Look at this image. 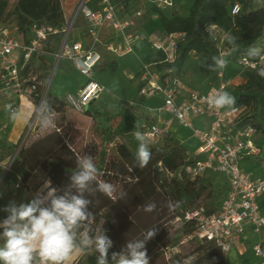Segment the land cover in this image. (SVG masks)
Returning a JSON list of instances; mask_svg holds the SVG:
<instances>
[{"label": "built area", "instance_id": "built-area-1", "mask_svg": "<svg viewBox=\"0 0 264 264\" xmlns=\"http://www.w3.org/2000/svg\"><path fill=\"white\" fill-rule=\"evenodd\" d=\"M89 1L81 0L70 21L66 22L65 18L62 27L34 24L26 33H22L15 22H0V113L9 104L19 111L27 105L31 107L30 121L35 122L36 105L42 100L48 101V97L46 91L42 90L44 79L34 65L39 62V68L45 69L48 57L53 58L54 71L58 70L63 61H68L86 78L79 91L68 93L64 99L68 109L84 115L105 91V87L95 78L96 68L103 61L104 52L123 56L133 51L136 41L146 40L154 51L165 54L164 63L175 62L184 34L143 38L138 33V21L145 16L142 10L135 11L126 20L119 17L120 13L129 14L131 0H98L96 9L89 6ZM259 1L260 7L264 9V0ZM152 4L161 9L174 8V0H153ZM137 6L138 4L135 5ZM241 12L240 4L231 9L232 16ZM81 16L87 22V36L91 39L89 46L71 38ZM108 30L119 32L124 37L123 47L116 46L112 40H104V34ZM207 30L219 42L220 55L228 57L230 51L224 47L228 35L217 26ZM230 64L241 69L257 70L264 66V53L255 59L246 54L237 55L225 69L214 72L215 82L206 92L186 91L183 94V81L173 69L154 71L157 64L148 63L143 67L140 96L146 99L162 97L161 111L171 117L146 125L141 131L146 141L154 145L162 144L169 137L171 122L175 120L180 126L191 130L200 143L196 153H190V158L195 163L184 166L178 176L183 174L196 180L216 172L229 180V189L215 213L208 214L207 209L201 207L188 211L173 221L179 226L192 225L195 230L175 246L161 249L167 262L174 255H181L182 247L190 243L201 246L211 242L226 256L235 243L241 240L245 226H252L256 233L264 229V214L260 207V200L264 197V175L254 178L242 165V160L246 158L258 160L261 157L262 150L255 141L259 131L253 126L239 127L245 114L244 108L216 109L210 104V99L218 92H229L232 87L228 73ZM208 115L212 118L209 128L200 129L194 125L195 119ZM38 125L35 122L33 130ZM28 139H23L24 144ZM254 250L256 257L262 258L264 264V244L257 245Z\"/></svg>", "mask_w": 264, "mask_h": 264}, {"label": "trees", "instance_id": "trees-1", "mask_svg": "<svg viewBox=\"0 0 264 264\" xmlns=\"http://www.w3.org/2000/svg\"><path fill=\"white\" fill-rule=\"evenodd\" d=\"M11 1L0 0V22L2 23H6L2 18ZM236 4L242 6V12L237 16H232L231 9ZM154 12L160 15L163 30L167 35L180 33L185 36L179 43L177 59L174 63H164L166 56L162 52L151 54L145 62L157 64L159 70L173 69L180 79L183 77V68L192 54L200 57L207 67L214 66L212 57L220 55V46L219 42L215 41L213 34L207 30L209 27L217 26L228 35L224 47L230 51L228 54L230 59L227 58L230 63L239 54L247 55V50L250 47L256 46L264 40V9L255 6L254 0H194L189 16L185 18L179 16L168 18L157 7ZM11 14L15 16L16 20L13 22L17 24L22 33H26L34 24L62 27L65 23L60 0H18ZM229 36L236 38L235 45L229 44ZM239 70L246 71V82L236 88L229 89V93L236 98V104L233 107L245 109L239 127L253 126L264 133V78L257 74V70L241 68ZM211 73L213 72L209 71V74ZM213 77L216 79L215 74ZM48 102L54 111L61 114L65 112L66 104L59 99L49 98ZM89 114L90 112L87 113V115ZM111 136L114 135L111 134ZM59 138L60 140H58ZM64 143L61 136L51 134L38 140L35 144L25 147L20 158L13 164L12 170L7 173L4 186L11 188L14 185H19L23 189H28L32 175L43 170L48 173L52 187L63 189L70 183V171L75 168V163L72 160L65 159L67 156L71 157L72 154L70 151H64ZM149 147L152 152V159L146 168L140 169L144 175L141 179L138 178L137 183L126 192L127 195L123 199L114 200L98 192L95 195L87 196L92 200L89 211L94 214L93 227L97 229L103 227L107 230L106 234L114 241L110 254L113 251H121L129 240L138 239L146 234V232L141 231L142 235L136 236L138 233L132 235V231L141 227L131 219L132 217H129L134 226L124 234L123 242L118 241V243L116 239L120 235V231L117 228V222L110 215L111 211L119 206L121 209L124 208L125 212L143 210L144 202L152 196V192L147 188L140 192V184L138 183L147 179L149 184H154V181L149 177H151L152 170L160 164L164 165L174 175L169 182L165 183V191L168 192L173 204L177 201L181 202L179 207L174 208L178 214H175L173 220L183 216L188 211L199 208V203L202 200L212 201L213 196L217 195L214 193V186L209 177L191 180L183 174L178 176L179 171L184 166L194 164L195 160L191 159L189 152L173 138L169 136L162 144L150 145ZM119 148L122 155L125 158L132 157L131 163L135 164L134 154L128 150L126 145L121 144ZM13 150L14 148L10 147L5 138L0 139V152L12 154ZM163 150L166 151V154L163 153ZM2 161L3 159L0 158V163ZM130 197L132 198L129 199ZM217 206L206 207L208 214L215 213ZM125 212L124 217L126 219L127 214ZM150 228L157 229L154 238L146 244L147 254L151 258L155 245L163 240L166 235L163 231H159L157 224L146 226V230ZM194 230L195 227L192 225L179 226L166 247L175 246L184 236L193 233ZM131 236L133 237L131 238ZM118 239L120 240L119 237ZM97 256L98 253H94V257ZM169 264H229V262L213 243L208 242L197 246L188 256L174 255Z\"/></svg>", "mask_w": 264, "mask_h": 264}, {"label": "clouds", "instance_id": "clouds-1", "mask_svg": "<svg viewBox=\"0 0 264 264\" xmlns=\"http://www.w3.org/2000/svg\"><path fill=\"white\" fill-rule=\"evenodd\" d=\"M235 40L229 36L228 42L235 45ZM247 55L259 57L260 49L252 46ZM212 60L214 66H208L211 72H219L229 64L223 54L213 56ZM257 74L264 78V66L257 69ZM210 104L216 109H231L236 98L227 91H220L210 99ZM35 108V122L41 127L54 124V109L47 100H42ZM5 110L12 122L21 119L19 109L13 105H6ZM133 135L138 142L135 167L142 170L152 159V152L141 131L134 130ZM98 175L94 157L79 155L75 168L70 171V183L63 189L52 187L51 181L46 180L30 200L19 203L12 200L0 208L7 214L0 220V264H70L78 252L98 253L96 264H150L146 244L156 235V228L148 229L143 238L129 240L121 251L110 254L114 241L106 234V229L93 227L94 214L89 211L92 200L87 196L98 192L112 198L116 192L113 184L98 180ZM126 195L121 192L119 198ZM2 196L0 192V198ZM180 203L169 201L167 206L173 210ZM155 210V202L144 205L145 212Z\"/></svg>", "mask_w": 264, "mask_h": 264}, {"label": "rangeland", "instance_id": "rangeland-1", "mask_svg": "<svg viewBox=\"0 0 264 264\" xmlns=\"http://www.w3.org/2000/svg\"><path fill=\"white\" fill-rule=\"evenodd\" d=\"M17 1L18 0L11 1L10 6L8 7L6 13L2 18L4 21L12 22L16 20L15 16H13L11 13ZM78 1L79 0H61L63 4L62 9L64 15L66 14L68 19L73 16L74 5ZM193 1L194 0H174V8L159 9L168 18H172L174 16L185 18L190 14L189 11L193 4ZM138 3L139 5L143 4L139 1ZM145 4L151 9L153 8V11L157 7L150 3L148 0ZM255 6L260 7L258 3H255ZM261 50H264V46H262ZM191 57V62L194 63L192 69L196 76H200L203 78L206 76V74H209L208 67L202 62L200 57L197 59L195 58L196 56L192 55ZM227 58L230 59V56H228ZM202 64L203 66H201ZM34 67L44 79L42 90L46 91L48 101L49 98L55 97V95H53V93L51 92V88L53 89V91L62 93L64 92V90H66V88L74 87V79L66 80L60 77V69L58 68L57 71H54V69L52 68V63L49 64L48 67L43 69L39 68V62H36ZM63 69L68 73H72L71 68H69L68 66H64ZM245 72L246 71L244 70H239V68L235 67V65L233 64H230V68L228 71L231 79L234 81H237L238 78L242 79V81H245ZM236 87L237 86L232 85L231 88ZM59 100L63 102L62 98H59ZM109 101H111L110 97L105 99L96 108L89 107L87 109V113L90 111V115L92 114L94 116H97L99 113H104L105 111H114L112 102L111 104H109ZM28 109L29 107L27 105L22 107L20 111L22 120H17L16 122L11 121L6 124L5 127V139L7 140L10 147L14 148V150L12 154H10V152L9 154L0 152V158L3 159V161L0 163V192L3 193L2 198H0V208L5 207L12 200H15L17 203L30 200L44 186L46 180H50L47 172L39 170L35 175H32V180L29 182V187H27L28 189L17 187V185L12 186L11 188H6L4 186V179L7 173L12 170L13 164L20 158L21 153L25 150V147L35 144L36 142H38V140H41L51 134L61 136V139L63 140V142H65L64 151H70V153L72 154L71 157L67 156L65 158L66 160H72V162L75 163L77 156L83 154L94 157V162L99 170L98 180L110 182L116 188V192L112 197L114 200H118L119 194L121 192L126 193L132 186L137 183L138 178L141 179V177L144 175L143 173H141V170L139 168L135 167V164L131 163L132 157L125 158L122 155L119 147L121 144H125L128 150L132 152V154H135L137 148H135V146L130 141H127L125 139L116 141L114 138H112L111 134L103 128H93L95 124H98V121H96V117L93 116L94 120L91 122V124L85 122L76 123L74 122L75 116H79L81 118H84L85 116L83 114H74V112H72L66 106L65 112L63 114L54 111L55 122L52 126L41 127L40 125H38L33 130L35 122L30 121L25 130L23 121L25 116H27L28 114ZM3 111L6 112L5 109ZM100 115L102 116V114H99V116ZM103 117L108 120L107 114H105ZM75 125L78 127V129H75ZM25 137L29 138L26 144H24L23 141ZM58 140H60V138ZM147 143L149 144V146L154 145L150 142ZM16 153L17 156L14 159ZM163 153L166 154V151L163 150ZM173 177L174 175L169 170H167L164 165L160 164L152 170L151 177H149V179L154 181V184H149L147 179H143L142 182L138 183L140 184V192H143L144 188H147L150 192H152V196L146 199L144 204L155 202V211L148 213L145 212L143 208V210L136 212H125L124 208L121 209L120 206L111 211L110 217L117 222V228L120 231L121 235L118 236L121 241L117 237V242H123L125 238L124 234L134 226V224H131V217V219L141 227L135 229V231H132V235L138 233L136 236H139L143 234L142 232H147L146 226L149 224H157L159 231H163L165 233L166 237L163 240L159 241L154 247L153 255L150 258V264H169V262H167L165 254L161 252V248H167L166 246H168L169 240L173 237V235L179 228V225L173 223L175 214L177 215L178 213L175 212V209L170 210L167 206L169 201L172 202V199L169 197L168 192H166L164 189L165 183L169 182ZM222 194L223 193L213 196L212 201L202 200L199 203L198 207L206 208L212 205H219L220 200L224 198ZM131 198L132 197H130L129 199ZM124 212L127 214L126 219L124 217ZM6 215V213L0 211V220L4 219ZM143 236L144 235H142L138 239L143 238ZM132 237L133 236H131V238ZM196 247L197 245L194 243L185 245L181 249V256H188V254H190ZM233 257L234 256L232 254L229 255V259H232ZM70 264H96V258L94 257V253L78 252L74 255L73 260L70 262Z\"/></svg>", "mask_w": 264, "mask_h": 264}, {"label": "crops", "instance_id": "crops-1", "mask_svg": "<svg viewBox=\"0 0 264 264\" xmlns=\"http://www.w3.org/2000/svg\"><path fill=\"white\" fill-rule=\"evenodd\" d=\"M80 1L81 0H79L74 5V13ZM138 1L142 2L143 4L139 5ZM146 1L147 0H131L130 7L128 8L129 14L126 15L120 13L119 17L121 18V20H126L127 18L132 17L135 11L142 10L145 16L138 21V33L140 34V36H142L143 38L152 39L163 38L167 34L163 30L161 17L150 7L146 6ZM148 1L150 3L153 2V0ZM254 1L255 3L261 5L259 0ZM98 4V0L89 1V6L92 9H96L98 7ZM136 4H138L137 7H135ZM61 6H63L62 2ZM65 18L67 22L70 21L72 17L68 19L65 14L64 19ZM71 38L75 42H81L84 46H89V44L91 43V39L87 36V22L82 16L78 18L75 29L72 31ZM103 38L104 40H112L116 46H124V37L119 32L108 30L105 32ZM262 46H264V40L256 45V47H258L260 51H262L260 52V54L264 53V50H261ZM157 53L158 52L154 51L146 40L136 41L134 43L133 51L123 56H116L112 53L104 52L103 61L96 68L95 78L105 87V91L102 96L90 106V108H96L105 99L110 97L111 101H109V104H111L112 102L114 111H105L104 113H99L102 114V116H99V114L97 116H94L92 114H89L90 116H88L87 114H83L85 116L84 118L75 116L74 122H85L91 124V122L94 120V117H96V121H98V124H95L93 128H103L110 134H113L114 136H112V138H114L116 141L125 139L127 141H130L135 146V148H137L138 142L134 138V130L142 131V129L150 123L165 121L171 118L169 115L161 111V108L163 106L162 97L157 96L152 99H146L139 94L140 88L142 86L141 75L143 72L144 64L146 63L145 61L148 56ZM192 55L196 56L195 54ZM190 58L192 59V57ZM195 58L197 59L199 57L196 56ZM191 59L186 62L183 68V94L186 93V91L206 92L212 88V85L215 82L213 78L215 73L213 72L212 75L206 74V76L203 78L200 76H196L192 69L194 63L191 62ZM47 62L48 65L51 63L53 64V58L48 57ZM64 66H68L69 68H71L72 73L66 72L63 69ZM59 69V72L61 74L60 77L66 80L74 79V87L66 88V90H64V92L62 93L53 91V89L51 88V92L53 93V95H55V97L52 98H62L64 102V99L68 93H75L83 87L86 82V78L83 77L79 72H77L72 63L68 61H63ZM157 69L158 67L153 68L154 71H157ZM241 81L242 79L239 78L237 79V81L231 79V84L233 86H239L246 82V80L242 82ZM29 109H31V107H29ZM29 109L28 114L27 116H25L23 121L25 130L31 119V110ZM75 113L76 112H74V114ZM105 114H107L108 120L103 117ZM21 120L22 118L19 119V121ZM211 121L212 118L208 115L195 119L194 125L200 129H207L211 125ZM9 122H11V120L9 119L7 112H1V139L5 138V127ZM135 125L137 126V128H135ZM74 127L75 129H78L76 125ZM169 136L170 138H173L176 142H178L181 146H183L189 152V154L196 153L197 149L200 146L198 140L194 138L192 131L180 126L175 120H172L171 122ZM255 141L262 150L261 157L258 160L246 158L242 160V165L244 169L249 171L254 178H257L264 175V133L262 136V133L259 131L255 137ZM206 176L209 177L213 183L215 195L223 193L222 195L225 197L229 189L228 178L225 175L216 172L208 173ZM221 201L222 200H220L219 204H221ZM260 207L264 214V197L260 200ZM260 244H264V229L260 233H256L252 226H245V231L243 236L241 237V240L235 243L231 251L225 257L228 259L229 264H263V259L256 257L254 250V248ZM230 254L234 256L232 259H229Z\"/></svg>", "mask_w": 264, "mask_h": 264}, {"label": "water", "instance_id": "water-1", "mask_svg": "<svg viewBox=\"0 0 264 264\" xmlns=\"http://www.w3.org/2000/svg\"><path fill=\"white\" fill-rule=\"evenodd\" d=\"M16 156H17V153L15 154L14 159L16 158Z\"/></svg>", "mask_w": 264, "mask_h": 264}]
</instances>
